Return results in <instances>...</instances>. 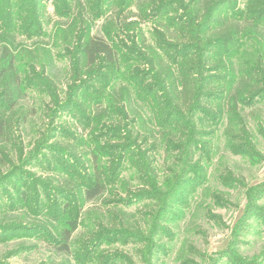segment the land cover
I'll use <instances>...</instances> for the list:
<instances>
[{"label":"rangeland","instance_id":"obj_1","mask_svg":"<svg viewBox=\"0 0 264 264\" xmlns=\"http://www.w3.org/2000/svg\"><path fill=\"white\" fill-rule=\"evenodd\" d=\"M42 2L38 29L0 24V56L9 49L21 82L12 87L19 102L7 113L9 140L0 139V264H264V93L248 99L245 125L231 132L216 97L222 82L207 81L203 67L201 82L215 89L196 111L161 114L151 65L139 60L155 48L154 22L137 18L135 31L120 34L96 14L91 35L123 39L125 49L117 67L84 76L68 10ZM240 44L250 59L264 58L258 35ZM151 56L156 66L164 55ZM20 112L28 117L16 126ZM97 174L103 192L90 200Z\"/></svg>","mask_w":264,"mask_h":264},{"label":"trees","instance_id":"obj_2","mask_svg":"<svg viewBox=\"0 0 264 264\" xmlns=\"http://www.w3.org/2000/svg\"><path fill=\"white\" fill-rule=\"evenodd\" d=\"M55 1L68 10L77 29L74 65L77 69L80 67L79 73L84 76L93 74L95 70H99L98 74L102 75V70L114 65L117 67L121 50L125 49L123 39L111 42L101 36L91 35L90 29L95 24L96 14L99 18L107 16L112 20L111 23L120 34L135 31L137 18L142 20L143 17L154 22L151 36L155 48L145 47L150 55L144 53L139 60L143 65L146 61L151 65L148 76L153 78L155 85L150 90L159 89L161 114L165 112L170 117H182L196 111L204 90L215 89L201 82L203 69L210 74L207 81L222 82L216 97L223 99L220 110L222 124L225 119L231 132L236 124L245 125V104L264 93V58L250 59L249 47L240 44V40L250 33L264 39L261 33L264 30V0H248L243 11L235 10L236 0H133V5L131 0H85V3L74 0L69 8L64 4L66 0ZM42 3V0H0V24L3 26L4 23L12 32L38 29L44 12ZM132 6L137 9V13L131 11ZM170 7L176 8L173 17H159ZM1 29L5 30L4 27ZM134 37H128V41L135 48L132 52H137L139 43ZM219 46L223 48L222 51L216 49ZM155 49L161 50L164 55L163 59L155 62L156 66L151 59ZM167 52L172 53L171 57H167ZM190 53V56L181 55ZM235 61L238 62V75L233 72ZM0 64V139L6 138L8 141L9 135L6 134L13 126L8 127L7 113L15 110L19 102L12 87L17 89L21 82L14 74V58L6 47L2 50ZM27 117L26 112H20L13 122L16 126L19 122L24 124ZM101 186L97 174L91 189L85 192L87 198L91 200L101 194ZM74 228L64 232L65 245L61 247L64 252L67 251L66 242Z\"/></svg>","mask_w":264,"mask_h":264}]
</instances>
